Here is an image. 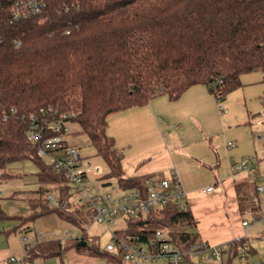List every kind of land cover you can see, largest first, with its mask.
Listing matches in <instances>:
<instances>
[{
  "label": "trees",
  "instance_id": "1",
  "mask_svg": "<svg viewBox=\"0 0 264 264\" xmlns=\"http://www.w3.org/2000/svg\"><path fill=\"white\" fill-rule=\"evenodd\" d=\"M13 1L0 0V169L27 160L39 168L40 189L28 200L31 216L19 220L55 214L84 231L80 239L34 243L26 260L63 258L75 248L125 264L116 252L101 249L97 238L88 237L94 211L73 206L67 179L27 138L29 116L50 122L73 114L70 121L80 126L108 167L103 179L146 196L149 179L124 174V154L108 133L109 118L162 95L177 101L197 85L206 86L222 104L243 86L244 74H264V0H41V14L18 21L11 18ZM50 107L52 112H47ZM55 187L53 205L48 196ZM257 187L243 182L236 190L242 214L250 212L262 221ZM125 221L129 228L116 231L121 237L148 240L163 228L183 251L201 241L189 231L196 227L190 209L180 212L173 202L147 218ZM245 245L250 246L249 261L257 252L243 237L230 243V256L220 264L244 260ZM184 264L192 263L186 257Z\"/></svg>",
  "mask_w": 264,
  "mask_h": 264
},
{
  "label": "crops",
  "instance_id": "2",
  "mask_svg": "<svg viewBox=\"0 0 264 264\" xmlns=\"http://www.w3.org/2000/svg\"><path fill=\"white\" fill-rule=\"evenodd\" d=\"M242 96L245 98L241 87L219 104L206 86L197 85L187 90L177 101H171L167 95H162L152 99L146 106L118 113V115L125 114L120 126L121 132L125 133V145H121L125 176L143 177L157 182L161 179L171 180L172 173H176L196 221V227L189 231L198 234L201 241L212 245L230 244L243 237L247 238L246 232L251 224L245 228L242 226V221L250 223L246 214L251 213L242 214L236 185L243 182H249L255 188L259 185L255 180L241 174H239L240 178L234 180L233 173L231 179L222 180L220 184L218 181L216 185L209 186L213 188L211 192H204L207 188L199 190L190 187L184 183L181 175L183 176V168L186 164L194 161L202 162L203 145L208 142L211 145L213 137L217 134V128L223 126L225 120H233L236 112L245 109L240 99ZM113 117L108 121V133L119 147L117 133L111 132ZM229 144L228 147H231ZM256 159L254 170L251 172L254 177H260V164ZM230 164L232 171L235 172L234 165L238 163L231 160ZM261 177L263 180L264 175ZM35 180L38 181V176ZM36 196L37 191L23 194L27 202L31 197ZM17 217L0 208V264H8L10 258L21 259L27 256V250L32 246L30 233H34V243L38 234L58 231L46 227L44 232L38 233L36 228L30 225V221L24 223ZM230 217L237 224L234 230L230 224ZM25 237L28 238V242L23 240ZM57 239L61 240V238ZM50 240L56 239L51 237L45 241ZM66 261L67 264H113L103 258L88 256L75 248L67 250L63 258L36 257L33 260L34 264H66Z\"/></svg>",
  "mask_w": 264,
  "mask_h": 264
},
{
  "label": "built area",
  "instance_id": "3",
  "mask_svg": "<svg viewBox=\"0 0 264 264\" xmlns=\"http://www.w3.org/2000/svg\"><path fill=\"white\" fill-rule=\"evenodd\" d=\"M44 7L41 0H14L10 9L11 18L13 21H18L38 15L41 14ZM52 110L53 108L50 107L47 112H52ZM41 113L45 114L46 111L42 110ZM71 117L73 114H62L57 119L48 122L46 118L31 114L27 138L30 142L39 145V156L47 160L48 164L67 179L73 199L76 197L77 204L84 205L94 211L92 225L104 224L110 227L117 217H123L124 220L130 217L147 218L152 211L163 208L171 202L178 205L180 212L188 211L186 192L176 173H172L171 180L161 179L155 182L149 179L146 196H143L140 190L125 191L112 184L109 186V191L104 193H96L89 189L86 186V179L87 168L90 165L85 164L74 142L70 129ZM254 160L255 158H250L243 160L240 164H235V172L238 173L245 169L253 171ZM212 190L213 188L209 187L204 192ZM257 192L263 194L264 186H258ZM48 199L51 204H57L54 194H50ZM262 222L264 223V214ZM242 226L248 228L250 223L243 221ZM51 237L74 239L76 235L74 231L70 230L45 232L38 234L34 243L49 240ZM23 240L29 241L27 237ZM230 247V244L212 245L200 241L195 243L189 251H183L171 243L167 229L158 228L148 240H142L139 235L121 237L115 232L107 250L120 255L125 264H184L186 257L192 264H208L227 260L230 256ZM249 250L250 246L245 245L242 250L243 259L246 258ZM26 257L10 258L8 264H34L33 261H27ZM260 264H264V262L261 261Z\"/></svg>",
  "mask_w": 264,
  "mask_h": 264
},
{
  "label": "rangeland",
  "instance_id": "4",
  "mask_svg": "<svg viewBox=\"0 0 264 264\" xmlns=\"http://www.w3.org/2000/svg\"><path fill=\"white\" fill-rule=\"evenodd\" d=\"M241 80L245 98L242 96L240 99L245 105V109L236 112L233 120H225L224 125L217 128V134L211 142L213 148L209 142L203 145L201 163L194 161L184 166L181 177L184 183L190 187L203 190L216 185L218 181L220 184L222 180L231 179L234 175V180L244 175L255 180L259 186H264L261 177L264 175V77L262 72H250L244 74ZM111 117H113L111 132L117 133L118 146L120 147L118 148L122 150L121 147L123 146L121 145H125V133L121 132L120 126L125 114H116ZM70 129L81 157L86 165H90L87 168L86 186L96 193L109 191L110 184L118 186L114 179L109 181L103 179L108 172V167L103 159L97 155L96 149L90 144L80 126L77 123H71ZM229 143H232L233 146L228 147ZM251 157L257 158L256 162L260 164V177H254V174L248 169L236 174L232 171L231 160L240 164L243 159L248 160ZM38 171V166L28 160L12 163L6 168L0 169V208L3 211L18 217L28 218L31 216V207L23 198V194L40 189L39 182L35 180ZM103 182L109 184L102 185ZM57 190L58 188L55 187L53 194L57 193ZM75 198L72 200L74 207L78 206ZM261 202L263 217L264 193L261 194ZM246 217L250 219L251 224L246 232L247 242L257 253L251 256L249 261L237 260L235 264H260L261 261L264 262V223L252 219V215L249 213L246 214ZM230 224L233 230L237 227L232 217H230ZM30 225L35 227L38 233L44 232L45 228L49 227L62 232L74 231L76 238L79 239L84 235V231L80 227L61 222L55 214L30 221ZM128 228L124 218L117 217L110 227L104 224L92 225L90 223L87 227V235L89 238L96 237L101 249L107 250V246L112 243L113 234L118 230ZM33 236L34 233L29 234L32 244ZM61 240L66 241L68 238L63 237ZM93 241L95 239H92ZM212 264H220V262H213Z\"/></svg>",
  "mask_w": 264,
  "mask_h": 264
},
{
  "label": "water",
  "instance_id": "5",
  "mask_svg": "<svg viewBox=\"0 0 264 264\" xmlns=\"http://www.w3.org/2000/svg\"><path fill=\"white\" fill-rule=\"evenodd\" d=\"M82 245H86V242H82Z\"/></svg>",
  "mask_w": 264,
  "mask_h": 264
}]
</instances>
